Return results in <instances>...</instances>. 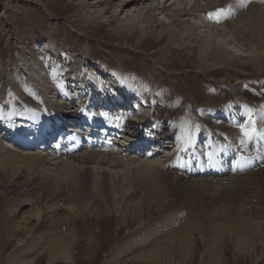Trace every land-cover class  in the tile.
Listing matches in <instances>:
<instances>
[{
	"label": "rangeland",
	"instance_id": "374dc122",
	"mask_svg": "<svg viewBox=\"0 0 264 264\" xmlns=\"http://www.w3.org/2000/svg\"><path fill=\"white\" fill-rule=\"evenodd\" d=\"M122 1L115 0L106 14L103 11L104 6H101L98 9L102 11L100 14L85 11L87 4L91 3L89 0H0V103L2 107L5 106L8 112L9 109L16 108L14 114H18L19 107H25L24 109L30 112L42 107L37 86H33V90L30 89V91L24 86L26 83L32 85L33 81L35 83L39 81L41 89L48 88L46 83L44 86L41 82L40 76L45 75L50 80V74H44L42 70L38 71L40 69L37 67L33 71L30 66L33 64V58H35L34 63L48 60L47 66L50 69L53 62L57 61L58 67L66 69L61 76L65 81L77 79L79 82L83 80L87 83L88 79L93 78L90 81L97 80L98 83L103 81L110 87L109 89L113 90L126 86L137 95H140L142 91H148L150 97L159 102L158 112L155 115L158 124L153 128V133L159 130L165 134L169 131L167 130L169 126L176 128L181 130L175 138L176 142H179L180 137L185 134H192L199 144L205 141V138L207 142L206 120L210 113H212L210 121L217 133V143L227 142L229 137L236 135L235 133L243 127L245 121L236 126L223 116L227 108L239 113L243 112L242 108L239 109L241 102L234 95V85L239 84L240 96L244 97L242 104L249 107L247 108L249 112L255 113L253 111H256L260 105L264 106V73L258 74L264 69V64L260 61L263 53L260 51L256 34L252 33L251 39L249 38L252 34L233 38L226 31L219 33L204 29L206 38L217 42L228 55L225 56L224 61L222 56L221 59H216L215 56L218 54L215 52L219 49L206 52L199 46L198 54L193 57L187 48L176 44L179 38L175 37L172 31V35L167 34V24L171 19L166 18L165 13L157 14L158 22L164 24L163 27L155 29L158 34L161 33V37L151 33L154 29H147L146 33L140 32L146 28L145 21L142 20L137 22L138 31H129L127 25L130 22L127 17L132 15V9L129 6L124 7ZM153 1L143 2L142 8L149 7ZM165 1L156 0V4L160 6ZM194 1L187 0V6ZM201 3L204 5L203 1ZM217 16H219L218 13ZM187 18L192 22L195 21V19ZM190 44L191 40H185V46ZM205 47H208V42L203 45V48ZM39 52L45 53L42 55L43 58ZM27 77L32 79L29 80ZM221 79L224 80L223 83H219ZM129 81L137 83L134 86L128 84ZM98 86L103 88L102 84ZM21 91L27 95H21ZM74 95L70 94V98L73 99ZM49 97L53 103L63 102L55 94ZM3 99L4 101H1ZM136 102L140 111L134 112L129 118L136 121L150 119L152 106L145 104L143 99ZM138 106L135 107L138 108ZM121 115L125 116L126 113ZM16 119L18 117L14 121ZM14 121L11 122L18 126L21 124ZM2 124L8 123L2 120ZM144 135L148 136L147 132H144ZM206 142H203V145ZM6 143L13 146L10 140ZM148 154L149 152L145 151L142 159L138 160L139 163L146 161L152 163L163 158L158 156L154 160L146 159L144 156ZM126 163L125 167L113 171L125 172L129 162ZM182 168L185 170L183 165ZM261 176L262 174H258L254 177L259 181L257 186L263 192L255 197L250 194L243 197V207L236 212L237 219L241 218L242 221L238 225L237 221L234 224L229 222V216L234 210L237 211L235 196H230L222 202L218 201L215 206L207 198V200L202 198L205 202L206 214L211 213V216L216 219L208 223L205 217L201 219V224L184 225L182 220L175 222V225L166 231L169 235L176 234L172 236L174 239L170 236L163 238L155 248H149L152 249L151 252H155L154 256L143 261L135 260L141 250L131 251L128 247L129 243H133L129 240L135 233L133 231L136 220L132 219L131 212L124 219L118 218L119 209L117 212H112L111 219L104 218L100 220V223H92L93 226L92 224L89 226L88 232L92 231L90 233L95 234L92 240L89 241V238L82 236L81 240L66 241L68 260L51 261L47 247L52 242L43 241L41 236L49 230L43 226H36V222L29 225L19 224L21 217L33 211L35 207L46 204L45 199L42 202L43 199L38 197L39 189L34 193L31 192V188L23 186L11 195L0 186V214H7L9 217L13 213L10 223L0 224V233L8 234L14 229L19 231L15 233L16 238L5 240L0 238V264H264V182H261L263 181ZM22 181L21 184H24V180ZM151 190L162 191L158 187H152ZM161 194L166 196L164 192ZM166 201L177 202L167 207L161 217L145 224L141 230L142 233L159 229L166 221V217L170 214L175 215V212L181 209H185V213L190 215L201 213L196 200L187 201L182 197L179 200L177 194H172L170 199L166 197ZM100 202L101 199L97 201L99 204ZM174 219L175 216L173 221ZM173 221L171 220V225ZM255 226H260V229L256 230ZM189 228L190 232H187ZM86 229L87 227L80 219L74 230L78 235V233H85ZM219 229L222 233L232 230L233 240L220 245V254L208 253L214 251L211 246L216 243L215 234L219 233ZM206 233L209 236L212 235L214 239L203 243L201 234ZM140 238L144 239V237ZM237 238H239L238 244L235 242ZM249 241H256L253 252L246 250ZM206 245L210 246V249ZM234 245H239L242 249L237 252Z\"/></svg>",
	"mask_w": 264,
	"mask_h": 264
},
{
	"label": "bare ground",
	"instance_id": "6f19581e",
	"mask_svg": "<svg viewBox=\"0 0 264 264\" xmlns=\"http://www.w3.org/2000/svg\"><path fill=\"white\" fill-rule=\"evenodd\" d=\"M89 1L91 3L87 4L86 12L102 14V11H98V9L104 6L103 11L106 14L115 0ZM145 1L148 0L122 1L124 7L129 6L132 9V15L127 17L130 22L127 25L129 31H138V20L140 22L145 21L146 28L140 32L146 33L147 29H154L151 33L161 37V33L158 34L155 29L163 27L164 24L158 22L157 14L163 15L165 13V17L171 19L167 24V34L172 35L173 33L175 37L179 38L176 43L178 46L187 48L193 57L198 54L199 46L202 47V51L206 52H214V49H219L215 52L218 54L215 57L221 59L222 56L223 61L228 54L217 42L206 38L204 29L219 33L226 31L233 38L246 37L248 34L254 33L257 35L260 51L263 53L260 61L264 64V0H195L189 6H187V0H166L160 6L154 0L149 7L142 8ZM202 1L204 5L201 3ZM138 8L140 9L138 10ZM211 12H217L219 16L210 14L209 18L205 19L204 16ZM187 17L195 19L196 22H192ZM252 37L253 34L249 39ZM185 40H191V44L185 46ZM206 42H208V47L203 48ZM39 53L43 58V53ZM34 62L35 58H33V64H30L33 71L37 67L40 69L38 71L42 70L44 74H50V80L45 75L40 76L41 82L44 86L47 84L48 88L41 89L39 81L36 83L33 81L32 85L25 82L24 86L29 91L30 89L33 90V86H37L42 107L30 112L23 106L24 108L19 107L18 114H14L15 107V109H9L8 112L6 111L7 108L2 107L0 103V186L4 187L5 192L9 191L11 195L18 192V189L23 186L31 188L32 191H30L34 193L39 189L38 197L43 199L42 202L45 199L46 204L41 203V206L35 207L33 211L21 217L19 224L29 225L36 222V226H43L49 230L41 236L43 241L52 242L47 247L51 261L68 260L65 242L81 240L82 236L89 238V241L92 240V236L95 234L90 233L92 231L88 232L89 226L92 223H100V220L104 218L111 219L113 217L112 212H117L118 209L120 210L118 218L124 219L131 212L132 219L136 220V227L133 231L135 233L131 237H137H130L129 241L133 243H129L128 247L131 251L141 250L135 260L143 261L154 256L155 252H151L152 249L149 248H155L163 238H169L166 236L176 235L166 233L167 229L175 225V222L182 220L184 225L189 223L201 224V219L203 220L205 217L208 223L216 219V217L211 216V213L206 214L205 202L202 201V198L208 199L215 206L218 201L222 202L230 196H235L237 198V211L234 210L229 216V222L234 224L237 221L238 225L242 221L241 218L237 219L236 212L243 207V197L248 194L255 197L263 192L257 186L259 181L254 176L262 174L263 181L261 182H264V106L260 105L256 111H253L255 113L249 112L247 109L249 107L242 104L244 97L240 96L239 84L234 85L233 91L235 97L241 102L239 109L242 108L243 112L239 113L234 109L227 108L223 116L236 126L245 122L243 127L235 133L236 135L229 137L227 140L229 143L218 144L216 142V129L210 121L212 113L206 120L208 137L204 145L203 143L199 144L192 134H185L176 143L175 138L181 133V130L170 126L167 128L169 131L165 134L158 130L157 137L149 135L153 133V128L157 127L158 124L155 115L158 112L159 102L150 97L148 91H142L140 95L145 104L152 106L150 119L136 121L127 116L123 118L119 115L104 114L101 120L103 124L106 123L105 121L109 123V126L106 127L96 118L98 116H94L81 107L87 100L83 99L84 96L81 94H76V81L73 83L74 80L71 79L72 86H66V81L61 77L66 69L58 67L57 61L53 62L51 69L47 66L48 60L41 61L46 63ZM262 73H264V69L258 72L259 75ZM94 82L102 84L103 89L110 90V87L103 81L98 83L97 80H94L91 83L94 84ZM223 82L222 79L219 81V83ZM127 83L135 86L137 82L129 81ZM79 85L77 84V86ZM81 85L83 86V84ZM16 91L18 90L16 89ZM29 91L28 93H31ZM68 92L75 94L73 99H70ZM20 93L23 94L22 91ZM53 94L57 98H61L63 102L61 104L51 102L49 96ZM94 98L91 97L90 101H94ZM136 101L137 98H134L135 104ZM77 103L81 108L75 110L74 105ZM107 104H112V102ZM129 105H133V102ZM123 111L125 109L120 112ZM16 117L18 119L14 121ZM2 120H6L8 124H2ZM92 120L97 121L94 127H103V131L91 129L90 127L93 125L88 122ZM11 121L21 124L18 126ZM86 123L89 127L86 129L88 133L83 134L70 129L64 135L63 141L53 149L44 146L45 138L42 139L43 141L39 138V141L32 144V148L26 142L30 135L38 134L40 130V133L44 132L56 136L60 130L67 129L64 125L77 127ZM29 126H37L38 128L30 129ZM144 132H147L149 136H145ZM245 132L251 134V139L245 136ZM40 133L38 137L43 136ZM16 135H22L26 138H16ZM9 136L15 138H8ZM8 140L13 141L15 146L8 145L6 143ZM131 142L133 143L130 145ZM138 145L139 148H137ZM146 150L152 151V157L144 156L146 159L154 160L159 156L163 157L162 160H155L152 163H149L151 161L139 163L138 160ZM249 151L255 152L258 157L256 161H247ZM185 160L190 161L192 169L189 171L181 169V164ZM125 163L127 164L126 168H128L125 172L113 171L122 168ZM22 180H24V184H21ZM152 187H158L162 191H152ZM162 192L166 196L162 195ZM172 194H177L179 200L180 197L187 199V201L196 200L199 203L201 213L190 215V213H185V209L176 212L174 210L175 215L170 214L166 217L163 225L161 223L159 224L161 227L158 225L159 229L142 233L141 230L145 224L161 217L167 207L177 202L166 201V197L170 199ZM99 199H101L100 204L97 203ZM56 204L58 205L56 206ZM61 211L63 213L60 214ZM12 216L13 213L9 217L7 214H0V224L10 223ZM173 216H175L174 221ZM179 217L181 218L179 219ZM80 219L87 229L85 233L76 235L74 229ZM171 220L173 221L172 225ZM190 228L187 229V232H190ZM255 228L259 230L260 226H255ZM15 230L6 233L7 235L0 233V238L4 240L16 238L15 233L19 231ZM201 235H203V243L214 239L212 235L209 236L207 233ZM140 237H144V239L142 240ZM215 237L216 243L211 246L214 251L208 250V253L220 254V245L228 241L231 242L234 235L230 229L225 233L219 229V233L215 234ZM238 239L235 240L236 244H238ZM247 245L246 250L248 252L255 251L256 241H249ZM234 247L239 249H235L237 252L242 249L239 245H234ZM207 248L210 249V246Z\"/></svg>",
	"mask_w": 264,
	"mask_h": 264
},
{
	"label": "snow or ice",
	"instance_id": "6c2138e0",
	"mask_svg": "<svg viewBox=\"0 0 264 264\" xmlns=\"http://www.w3.org/2000/svg\"><path fill=\"white\" fill-rule=\"evenodd\" d=\"M245 136L248 137L249 139H251V134L248 132H245Z\"/></svg>",
	"mask_w": 264,
	"mask_h": 264
}]
</instances>
